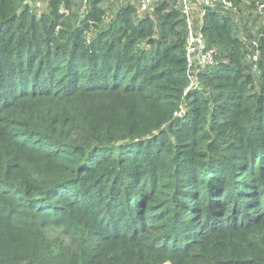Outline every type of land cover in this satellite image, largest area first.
<instances>
[{
	"label": "trees",
	"instance_id": "16d2710c",
	"mask_svg": "<svg viewBox=\"0 0 264 264\" xmlns=\"http://www.w3.org/2000/svg\"><path fill=\"white\" fill-rule=\"evenodd\" d=\"M84 1L0 0V264H264L259 16L206 7L186 94L178 0Z\"/></svg>",
	"mask_w": 264,
	"mask_h": 264
},
{
	"label": "built area",
	"instance_id": "2783aa9c",
	"mask_svg": "<svg viewBox=\"0 0 264 264\" xmlns=\"http://www.w3.org/2000/svg\"><path fill=\"white\" fill-rule=\"evenodd\" d=\"M154 1L140 0L137 12L143 14L149 11ZM86 3L87 0L84 1L83 9H85ZM178 3L187 24L186 54L190 70V84L186 88L185 93L188 94L191 90L201 88V81L199 80L198 74L216 63V49L209 47L201 28L207 10L206 7L211 8L223 5L227 9H234V4L231 0H201L200 9L196 15L193 0H178ZM254 10L264 27V0H256ZM261 52L259 40H254L252 52L249 54V59L254 63V71L258 68L257 63L259 62ZM186 110V107L182 105L175 115L183 117Z\"/></svg>",
	"mask_w": 264,
	"mask_h": 264
},
{
	"label": "rangeland",
	"instance_id": "374dc122",
	"mask_svg": "<svg viewBox=\"0 0 264 264\" xmlns=\"http://www.w3.org/2000/svg\"><path fill=\"white\" fill-rule=\"evenodd\" d=\"M249 1V0H248ZM116 3H117V0H109V2H108V4H109V6H115L116 5ZM41 3H39V5H40ZM41 6H43V5H41ZM243 10L239 13V14H237V20H238V22H240V27L242 28V26H243V24H244V22L245 21H243V19L244 18H246L245 17V14L246 13H249L251 10H253V12H255V10H254V8H250L249 6H248V3H245L243 6ZM259 26H260V24H259Z\"/></svg>",
	"mask_w": 264,
	"mask_h": 264
},
{
	"label": "crops",
	"instance_id": "0c3cea01",
	"mask_svg": "<svg viewBox=\"0 0 264 264\" xmlns=\"http://www.w3.org/2000/svg\"><path fill=\"white\" fill-rule=\"evenodd\" d=\"M250 2H251V0H245V3H249L250 4ZM193 3H194V6H195V8H196V15L198 14L197 12L199 11V9H200V5H201V0H193ZM250 15L251 16H255V15H257L255 12H253V10H251L250 11Z\"/></svg>",
	"mask_w": 264,
	"mask_h": 264
}]
</instances>
